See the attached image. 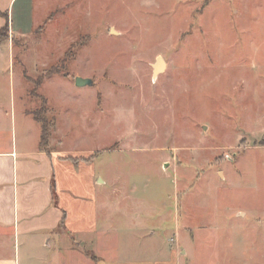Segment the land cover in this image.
I'll list each match as a JSON object with an SVG mask.
<instances>
[{
	"label": "rangeland",
	"instance_id": "obj_1",
	"mask_svg": "<svg viewBox=\"0 0 264 264\" xmlns=\"http://www.w3.org/2000/svg\"><path fill=\"white\" fill-rule=\"evenodd\" d=\"M46 2L26 22L41 27L8 32L12 53L0 47V139L12 109L18 140L34 112L49 131L56 119L62 145L93 152L116 188L219 226L212 257L195 264H264L252 227L264 217V0ZM236 209L249 212L242 247L220 227Z\"/></svg>",
	"mask_w": 264,
	"mask_h": 264
},
{
	"label": "crops",
	"instance_id": "obj_2",
	"mask_svg": "<svg viewBox=\"0 0 264 264\" xmlns=\"http://www.w3.org/2000/svg\"><path fill=\"white\" fill-rule=\"evenodd\" d=\"M48 4L0 0V29L8 23V32L19 36L41 27L26 22L34 6ZM4 44L12 53L6 40L0 47ZM6 114L0 108V117ZM85 119L91 132L98 119ZM10 120L11 136L0 139V264H195L212 257V241L206 236L217 230L216 223L196 224L188 215L183 220L179 207L153 208L133 189L116 188L110 174L95 165L93 152L83 155L77 146L62 145L56 119L46 147L41 146V124L34 115L20 140L13 109ZM256 147L264 152L263 144ZM227 217L220 227L229 236L234 233L235 245L242 247L249 212L236 209ZM255 219L252 227L264 231V217ZM168 230L173 237L162 240L161 233ZM182 233L188 237L185 246ZM260 241L264 246V236Z\"/></svg>",
	"mask_w": 264,
	"mask_h": 264
},
{
	"label": "trees",
	"instance_id": "obj_3",
	"mask_svg": "<svg viewBox=\"0 0 264 264\" xmlns=\"http://www.w3.org/2000/svg\"><path fill=\"white\" fill-rule=\"evenodd\" d=\"M5 18H7V14L1 13ZM8 38V23H6L1 29H0V42L5 41ZM50 74V73H46ZM45 77V76H43ZM42 77V78H43ZM42 78L40 77L39 80L42 81ZM46 102V101H45ZM34 118L41 124V146L46 147L48 144V139L50 136V123L49 121L42 117L40 114H37L34 112ZM264 145V141L262 143ZM75 161V160H74Z\"/></svg>",
	"mask_w": 264,
	"mask_h": 264
},
{
	"label": "water",
	"instance_id": "obj_4",
	"mask_svg": "<svg viewBox=\"0 0 264 264\" xmlns=\"http://www.w3.org/2000/svg\"><path fill=\"white\" fill-rule=\"evenodd\" d=\"M159 63H161V66L159 65ZM163 64H164L163 60L160 57H158L157 62L154 65V73L155 74H157L158 72L163 70V68H164ZM75 84L77 86L90 85V84H92V80H90L89 78H83V77L77 76L75 78Z\"/></svg>",
	"mask_w": 264,
	"mask_h": 264
},
{
	"label": "bare ground",
	"instance_id": "obj_5",
	"mask_svg": "<svg viewBox=\"0 0 264 264\" xmlns=\"http://www.w3.org/2000/svg\"><path fill=\"white\" fill-rule=\"evenodd\" d=\"M159 65L161 66V63H159ZM163 66H164V64H163Z\"/></svg>",
	"mask_w": 264,
	"mask_h": 264
}]
</instances>
